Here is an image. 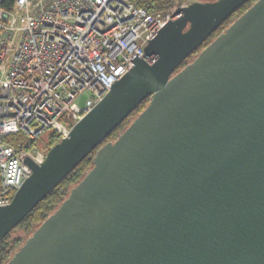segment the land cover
Instances as JSON below:
<instances>
[{
  "label": "water",
  "instance_id": "water-1",
  "mask_svg": "<svg viewBox=\"0 0 264 264\" xmlns=\"http://www.w3.org/2000/svg\"><path fill=\"white\" fill-rule=\"evenodd\" d=\"M191 2L46 152L0 241L146 98L147 106L5 264H264V0Z\"/></svg>",
  "mask_w": 264,
  "mask_h": 264
},
{
  "label": "built area",
  "instance_id": "built-area-1",
  "mask_svg": "<svg viewBox=\"0 0 264 264\" xmlns=\"http://www.w3.org/2000/svg\"><path fill=\"white\" fill-rule=\"evenodd\" d=\"M178 8L150 13L131 0H0V205H9L31 174L23 160L44 161L43 134L66 138ZM17 134L26 143L6 140Z\"/></svg>",
  "mask_w": 264,
  "mask_h": 264
},
{
  "label": "trees",
  "instance_id": "trees-1",
  "mask_svg": "<svg viewBox=\"0 0 264 264\" xmlns=\"http://www.w3.org/2000/svg\"><path fill=\"white\" fill-rule=\"evenodd\" d=\"M135 6L143 8L150 13H167L174 8H178L182 2L189 0H131ZM213 1V0H209ZM256 0H247L234 13L227 17L213 33H211L181 64L176 71L182 69L185 65L190 63L197 54L204 49L213 39L221 34L234 20L243 14ZM150 97L143 100L130 115L125 118L110 134L100 143V145L85 157L53 190H51L42 201H40L18 224L0 241V264H5L13 254L23 245L25 240L32 234V232L61 204V202L68 196L70 190L77 185L84 175L92 167V160L95 151L107 142L115 141L118 136L126 129V127L133 121V119L147 106ZM11 144L18 146L21 142L26 143L22 134L10 135L6 138ZM59 141L58 135L52 131L47 130L39 139V145L42 150H46ZM17 230H22L26 237L22 240H11V234Z\"/></svg>",
  "mask_w": 264,
  "mask_h": 264
},
{
  "label": "rangeland",
  "instance_id": "rangeland-1",
  "mask_svg": "<svg viewBox=\"0 0 264 264\" xmlns=\"http://www.w3.org/2000/svg\"><path fill=\"white\" fill-rule=\"evenodd\" d=\"M190 2H188V1H184V2H182L181 4H183V3H185V4H190L191 2H206V1H209V0H189ZM86 95L85 94H83L81 97H79V99H78V104L80 105V106H82L83 104H84V101H85V99H86ZM49 149V148H48ZM48 149H46L45 150V154H46V152L48 151ZM26 237V234L22 231V230H17V231H15V232H13L12 234H11V237H10V239L11 240H15V239H20V240H22V239H24Z\"/></svg>",
  "mask_w": 264,
  "mask_h": 264
}]
</instances>
